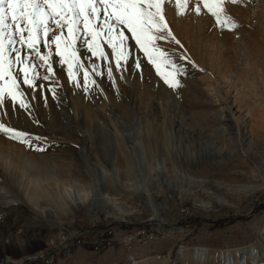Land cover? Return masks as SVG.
Returning <instances> with one entry per match:
<instances>
[{"label":"rangeland","instance_id":"rangeland-1","mask_svg":"<svg viewBox=\"0 0 264 264\" xmlns=\"http://www.w3.org/2000/svg\"><path fill=\"white\" fill-rule=\"evenodd\" d=\"M177 4L164 0L162 10L178 43L157 41L182 70L177 87L163 82L134 41H126L130 55L118 69L106 44L110 59L102 60L81 37L87 88L83 70L69 80L53 45L52 74L36 60L35 86L18 81L27 107L5 97L0 122L28 142L0 133V264H226V254L242 252L240 264H264V0H225L231 30L200 0ZM223 170L226 177L217 174ZM250 171L251 195L212 186L249 185L235 175ZM35 174L45 194L33 195ZM127 179L148 194L125 190L119 181ZM85 194L83 205L70 202Z\"/></svg>","mask_w":264,"mask_h":264},{"label":"snow or ice","instance_id":"snow-or-ice-1","mask_svg":"<svg viewBox=\"0 0 264 264\" xmlns=\"http://www.w3.org/2000/svg\"><path fill=\"white\" fill-rule=\"evenodd\" d=\"M163 2L164 0H0V105L7 97L13 102H19L21 107H27L18 81L22 80L28 87L35 86L34 82L38 78L35 71L36 60L47 66L48 73L52 74L50 57L53 53L50 49L53 45L60 63L68 67L69 80H75L74 69L83 70L87 88L89 72L81 63L76 47V42L81 37L86 50L102 60L110 59L101 47L106 44L111 49V59L115 60L118 69L121 60L127 61L130 55L126 41H134L135 47L143 53L163 82L169 87H177L176 77L182 74V70L165 51L157 47V41H175L163 15ZM200 2L215 18L218 26L228 27L229 30L235 27V22L224 15L225 0ZM230 2L236 3L238 0ZM187 3L188 0H183V3L178 0L177 7H187ZM195 11L200 13L199 4ZM124 30L131 34L130 37ZM41 43L44 49L49 50L47 54H42ZM89 67L97 75L102 74L95 64ZM108 75L111 78V68ZM0 133L20 143L28 142L25 139L26 133L7 127L2 122Z\"/></svg>","mask_w":264,"mask_h":264},{"label":"bare ground","instance_id":"bare-ground-1","mask_svg":"<svg viewBox=\"0 0 264 264\" xmlns=\"http://www.w3.org/2000/svg\"><path fill=\"white\" fill-rule=\"evenodd\" d=\"M125 154L126 156H123L122 159H123V163L124 165L126 166L125 168L127 169L126 173H131L133 168L132 166L130 165V162H129V159L127 157H131L130 156V153H127L126 150H125ZM142 160L143 162H145L146 160V156H145V152H143V157H142ZM53 162V161H52ZM241 164H239L241 167H244L243 165L245 164L244 162H241ZM54 164V163H53ZM218 165V164H217ZM247 163L245 164V167H246ZM58 167V166H57ZM51 169V168H50ZM55 169V170H54ZM54 173H58L59 170H57L55 167H54ZM244 169V168H243ZM245 170V169H244ZM40 171V170H39ZM39 171H36L39 172ZM41 172V171H40ZM45 172V171H44ZM43 172V173H44ZM151 172H154V173H158V171H156V167L154 169H151L149 171L146 172V176H149L151 174ZM225 171L223 170L222 172H217V174H219L220 176H223V177H226L228 175V173H224ZM61 173L63 174V178H66L68 181H72V183L74 185L78 184L79 181H75V176L72 175L71 172H68V175L66 174L67 172H63L61 171ZM40 174V173H39ZM42 174V173H41ZM40 174V175H41ZM45 175V174H44ZM67 175V176H66ZM153 175V174H152ZM218 175V176H219ZM249 176V177H248ZM39 175L38 174H35V179H32L31 180V183H32V187H31V191L33 192V195L34 196H39L40 194H45L46 193V189L41 185V181L38 179ZM69 177V178H68ZM236 178H241V177H244L246 178L250 183L249 185H237V186H230L228 184H225V183H212V186L213 188L215 187V189H218V190H226V191H231V192H237L236 194H244V195H251L253 194L254 192H256L257 190V186L255 184V175L250 171L248 172V174H242V173H238L237 175H235ZM64 179V180H66ZM245 179V180H246ZM247 181V182H248ZM162 182L166 184H168L167 182V179L165 178ZM184 183V182H183ZM246 183V182H245ZM119 184L121 187H123L125 190L127 191H140L141 193H144V194H148V191H147V188L145 186H142L140 185L139 183H132V180L130 179H127L126 180V184H123L122 182L119 181ZM146 184V183H145ZM163 183H161L162 185ZM190 184V183H188ZM59 187L60 185H55L53 187V192L55 193L57 190H59ZM100 200H103L100 199ZM78 201H80L79 203H77ZM70 202H72L73 204H75V207H79L81 205H83L85 202H86V194L82 196V198L78 199V200H70ZM64 203L67 204L68 203V200L64 197ZM41 215H47L45 214L44 212H39ZM242 252V251H240ZM254 252V250H253ZM196 255V259L197 260H202L204 259L205 257V252L204 251H201L200 253H195ZM251 256H254V253H250ZM235 257L237 258L238 260V264H240L241 261H243V263L245 262V260L247 259L248 257V253L247 252H242L241 254L238 255V253L236 254V256H229V255H225L224 258H222L223 262H225L226 264H237L235 263Z\"/></svg>","mask_w":264,"mask_h":264},{"label":"built area","instance_id":"built-area-1","mask_svg":"<svg viewBox=\"0 0 264 264\" xmlns=\"http://www.w3.org/2000/svg\"><path fill=\"white\" fill-rule=\"evenodd\" d=\"M140 233H142V232H136L135 234H126L127 236H128V238H129V240H131V241H133L134 239H136L139 235H140Z\"/></svg>","mask_w":264,"mask_h":264},{"label":"trees","instance_id":"trees-1","mask_svg":"<svg viewBox=\"0 0 264 264\" xmlns=\"http://www.w3.org/2000/svg\"><path fill=\"white\" fill-rule=\"evenodd\" d=\"M110 246H112V243L108 242L107 244H105L104 246H102L100 249V251H102L103 249L106 250L108 249Z\"/></svg>","mask_w":264,"mask_h":264}]
</instances>
